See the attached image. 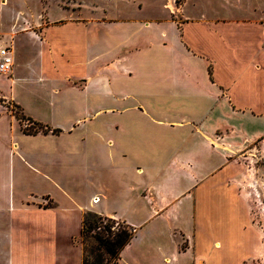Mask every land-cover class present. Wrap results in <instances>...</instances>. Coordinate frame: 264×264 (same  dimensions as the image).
Returning <instances> with one entry per match:
<instances>
[{
  "label": "crops",
  "instance_id": "crops-1",
  "mask_svg": "<svg viewBox=\"0 0 264 264\" xmlns=\"http://www.w3.org/2000/svg\"><path fill=\"white\" fill-rule=\"evenodd\" d=\"M92 1L94 11L77 9L78 21L51 23L40 36L24 31L0 41V48H13L14 58L12 77L5 80L0 74V94L21 106L28 118L61 131L27 135L0 104V217L10 226L9 263H82L75 240L83 214L116 218L106 216L104 207L92 208L98 205L94 200L106 199L107 189L88 179L94 167H103L116 179L117 190H125L123 204L138 207L146 205L148 195L165 189L162 172L191 177L185 190L199 189L200 218L206 213L203 190L216 177L217 191L229 197L232 222L215 248L223 245L236 255L234 264L254 259L259 232L247 201L224 179L234 167L216 171L222 160L215 162L213 143L220 137L231 152L256 150L264 158V10L256 9L253 17L233 16V11L245 12L241 0H225L222 11L197 7L195 0H186L180 8L173 0H114L110 7ZM172 14L183 21L173 20ZM74 81H81L82 87L72 86ZM37 84L51 93L47 106L31 101L39 92ZM183 108L186 115L179 114ZM104 110H133L140 117L113 114L102 119ZM203 110L204 120L195 121ZM95 149L108 155L106 163L89 160L88 153ZM165 157H173L169 166ZM70 178H79L80 189L94 184L97 193L88 207L68 197ZM27 180L32 182L28 192ZM44 185L56 190L61 200L43 190ZM207 213L210 216L209 208ZM151 235L137 244L135 236L126 248L130 261L153 264L140 247ZM169 236L178 259L182 236L173 231ZM186 248L190 251L188 241ZM168 252L160 251L159 261H170Z\"/></svg>",
  "mask_w": 264,
  "mask_h": 264
},
{
  "label": "rangeland",
  "instance_id": "rangeland-1",
  "mask_svg": "<svg viewBox=\"0 0 264 264\" xmlns=\"http://www.w3.org/2000/svg\"><path fill=\"white\" fill-rule=\"evenodd\" d=\"M3 1L4 0H0V41L4 42L13 39L18 32L27 31L30 35L37 34L40 36L44 28L51 23L55 22L60 24L61 22H67V20L78 21L79 14L77 13V9L94 11L93 6L95 5L92 0H5L6 6H3ZM173 1H175L177 8H180L186 2V0ZM100 3L107 7L115 4L114 0H101ZM194 3L197 4V7L206 6L210 11H222L226 8L225 0H195ZM259 5H261L262 8H260ZM241 6L245 7V12H243V10L240 13L238 11H233V16L247 15L253 17L256 9L264 10V2L262 0H241ZM231 7H234V5ZM236 7H238V5ZM73 10L75 11L74 14H65ZM260 14L261 12L258 11L257 16ZM66 15H69V18H66ZM172 17L173 20L179 23L183 21L180 15L176 17L175 14H172ZM18 27H21L22 30H17ZM1 76L7 80V78L10 79L12 77V74L10 76ZM38 85L40 84H37L39 92L31 101L39 104V107L47 106L50 102L49 96L51 93H47L45 87H39ZM71 85L78 88L82 87L81 81L71 82ZM17 94L22 98L25 97L24 93L19 88ZM4 97L5 95L0 94V99L4 101L2 104H5L11 114L15 115L17 113L18 116L23 115L28 117L21 106L17 105L13 100H8ZM73 99L74 98H72V100ZM184 110L183 108L179 114L184 113ZM205 113L206 110L200 112L195 118V121L196 119H200L199 121L204 120ZM113 114L117 116L120 115L123 118L140 117V115L136 114L133 110H127L124 114L104 110L99 117L102 119L113 118ZM182 115H186V113ZM50 121L54 123V120L51 118ZM24 124L28 125V123ZM218 134L217 136H220L221 131H219ZM213 145L215 146V152L217 154L214 155L215 162H220L222 160L221 166L216 168V171L219 172L222 166L225 165L234 167V172L224 177V179L226 181L228 180L229 184L236 185L238 193L247 201L251 221L260 235L259 251L257 255L254 259L244 264H264V158H261L256 150L231 152L223 147L224 144L220 137H217V141H215ZM218 153H220L222 158L218 156ZM153 154L155 155V152H153ZM88 156L91 161L99 160L106 163L108 160V155L105 153H97L96 149L92 154L88 153ZM162 160L165 161V165L169 166L173 157L172 159L165 157V159ZM215 164L217 165L218 163ZM89 171L88 179L92 180L94 184L100 183L107 185V189L104 190L106 199L100 198L101 200H94V203L98 205L92 206V208L100 210V207H104L103 211L106 216L110 215L116 217L113 219L121 222L126 221V223L136 228L137 241L135 244L143 240L144 237H147L148 233L153 234L151 235L152 238L149 239L147 243L145 242L140 246H143L142 252L147 254V259L153 264H234L236 262V255L229 253L225 246L222 245L219 249L215 248L214 242L218 239L223 241L221 239L230 230L231 226L229 224L232 222V217H229V197L221 190L217 191L215 184L217 183L216 177L213 181L214 183H209L207 188L203 190V197L205 196L203 203H205L206 213L204 217L200 218L197 214L199 203L197 194L199 189L196 190L194 187L185 190L193 180L191 177L188 178L182 175V177L178 179V175L169 174L167 171L162 172L160 178L161 185L165 183V189L157 191L158 194L156 192L154 197L152 194L148 195L146 205L138 207L123 204L125 199L123 193H125V190H117V187L114 186L116 179L111 177L108 171L103 167L90 168ZM27 175L29 176V174ZM169 176L172 178L171 181L162 180L164 177L168 179ZM78 181L79 178H70L69 187L66 188L67 195L69 198H74L75 201L79 202L82 206L88 207L92 197L97 193V190L93 188L94 184L90 188L80 189L77 187ZM198 184L199 182L195 184V186ZM31 187L32 182L27 180L25 185L26 192H28ZM43 190H51L57 200H61V196L56 190L48 188V186L45 185L43 186ZM225 191L227 193L226 189ZM177 195L180 196L177 198ZM64 201L66 205H69V199L67 200L64 198ZM46 204H48V202H46ZM208 208L210 209V216L207 213ZM237 209L242 213L238 205ZM238 210L235 208L234 213L237 214ZM160 211L162 214L157 216ZM88 212L89 211H86L82 216L81 227L84 216ZM9 229L10 226L8 222L4 223L3 218L0 217V264H10L9 234L7 235ZM172 231L182 236L179 245L180 256L178 259L174 257L175 245L172 238L170 239L169 236ZM207 236H209V243L205 242ZM187 241L190 246V251H187L186 248ZM126 248L123 251V261H119V263L136 264L129 260L128 257L131 251ZM81 249L83 252L82 247ZM162 250L170 251L166 256L170 258V261L164 258L159 261L160 251Z\"/></svg>",
  "mask_w": 264,
  "mask_h": 264
},
{
  "label": "trees",
  "instance_id": "trees-1",
  "mask_svg": "<svg viewBox=\"0 0 264 264\" xmlns=\"http://www.w3.org/2000/svg\"><path fill=\"white\" fill-rule=\"evenodd\" d=\"M212 75V68H209ZM4 101L0 99V104ZM27 135L59 134L61 131L33 121L26 116L14 115ZM24 123H28L25 125ZM28 126V127H27ZM136 229L113 218L88 212L85 214L81 233L75 243L83 248L82 264H120L121 254L136 236Z\"/></svg>",
  "mask_w": 264,
  "mask_h": 264
},
{
  "label": "built area",
  "instance_id": "built-area-1",
  "mask_svg": "<svg viewBox=\"0 0 264 264\" xmlns=\"http://www.w3.org/2000/svg\"><path fill=\"white\" fill-rule=\"evenodd\" d=\"M14 68V58L11 47L4 46L0 48V74L10 76Z\"/></svg>",
  "mask_w": 264,
  "mask_h": 264
}]
</instances>
